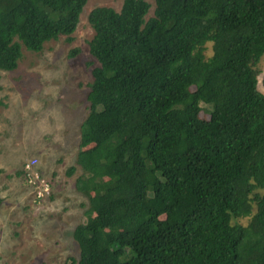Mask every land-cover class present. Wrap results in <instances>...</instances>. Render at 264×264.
<instances>
[{"label": "trees", "instance_id": "16d2710c", "mask_svg": "<svg viewBox=\"0 0 264 264\" xmlns=\"http://www.w3.org/2000/svg\"><path fill=\"white\" fill-rule=\"evenodd\" d=\"M85 2L0 0V71L21 46L70 42ZM152 2L146 19L144 0L87 14L97 65L73 181L87 207L62 264H264V0Z\"/></svg>", "mask_w": 264, "mask_h": 264}, {"label": "rangeland", "instance_id": "374dc122", "mask_svg": "<svg viewBox=\"0 0 264 264\" xmlns=\"http://www.w3.org/2000/svg\"><path fill=\"white\" fill-rule=\"evenodd\" d=\"M144 1L149 4L146 19L153 2ZM121 2L86 0L70 42L61 35L38 52L21 46L16 68L0 71V264H62L78 256L71 233L85 220L87 199L74 189L81 171L74 160L87 113L90 69L97 65L88 52L93 31L86 17L93 7L118 10ZM210 45L204 44L205 56L211 54ZM72 50L77 51L68 56ZM257 67V88L264 95V53ZM200 108V117L208 118L209 106L200 103ZM30 158L49 183L48 194L39 200L21 176V165ZM71 165L75 170L67 176Z\"/></svg>", "mask_w": 264, "mask_h": 264}, {"label": "built area", "instance_id": "2783aa9c", "mask_svg": "<svg viewBox=\"0 0 264 264\" xmlns=\"http://www.w3.org/2000/svg\"><path fill=\"white\" fill-rule=\"evenodd\" d=\"M36 159L25 160L21 165V175L24 183L34 192L35 199L39 200L49 192V183L45 180L35 168Z\"/></svg>", "mask_w": 264, "mask_h": 264}]
</instances>
